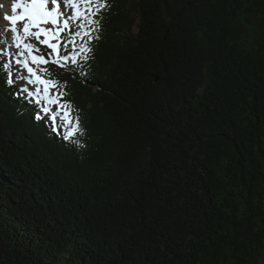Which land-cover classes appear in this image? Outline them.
Listing matches in <instances>:
<instances>
[{"label": "trees", "instance_id": "trees-1", "mask_svg": "<svg viewBox=\"0 0 264 264\" xmlns=\"http://www.w3.org/2000/svg\"><path fill=\"white\" fill-rule=\"evenodd\" d=\"M106 3L84 75L43 65L80 146L0 71V264H260L264 0Z\"/></svg>", "mask_w": 264, "mask_h": 264}, {"label": "snow or ice", "instance_id": "snow-or-ice-1", "mask_svg": "<svg viewBox=\"0 0 264 264\" xmlns=\"http://www.w3.org/2000/svg\"><path fill=\"white\" fill-rule=\"evenodd\" d=\"M108 7L106 0H14L11 15L5 12L2 17L9 25L4 32L12 34V44L18 50L14 63L19 66L13 72L12 59L0 60V71L6 73L5 84L12 87L23 80L15 95L36 106L34 119L44 120L53 133L76 146H80L78 135H83L80 119L72 115L71 104L63 100L65 93L59 91L58 82L45 78L48 70L40 65L78 68L84 75L82 61L90 59L92 41L99 39V17ZM18 22H23L22 34ZM40 45L48 50L47 58ZM0 55L13 57L12 52L5 50H0ZM53 88L57 89L55 95Z\"/></svg>", "mask_w": 264, "mask_h": 264}, {"label": "rangeland", "instance_id": "rangeland-1", "mask_svg": "<svg viewBox=\"0 0 264 264\" xmlns=\"http://www.w3.org/2000/svg\"><path fill=\"white\" fill-rule=\"evenodd\" d=\"M61 2H62V0H61ZM0 5H2V8L0 7V17H3L2 16V14H3V7H4V4L1 2V0H0ZM68 11H71V10H68ZM3 19V18H2ZM1 18H0V23H4V26L5 27H9V25H7L6 26V23H7V21H4V20H2ZM4 21V22H3ZM22 23L23 22H18V28L19 29H21V34H22ZM44 27H53V26H51V25H44ZM1 38H3L4 40H2L1 41ZM41 38H43V37H41ZM34 41L35 40H33L32 41V43H34ZM35 44V43H34ZM40 48H41V51L44 53V54H47V50L45 49V47L44 46H42V45H40ZM0 50H5V51H10V52H12V50L10 49V46H8V43H7V41L5 40V38H4V35L3 34H1L0 33ZM17 53V52H16ZM15 53V54H16ZM2 57H3V59L5 60V62H7V61H9V59H12V61H13V67H12V71L13 72H16V70L19 68V66L18 65H15V63H14V56L13 57H8V56H6V55H2ZM40 68L41 69H43V65H40ZM48 76H46L45 75V78H47ZM14 79H15V76L13 77ZM18 83H19V85L20 84H23L24 83V81L23 80H20V81H17ZM56 91H57V89H55V88H53L52 89V94L53 95H55V93H56ZM260 264H264V247L261 249V251H260Z\"/></svg>", "mask_w": 264, "mask_h": 264}, {"label": "bare ground", "instance_id": "bare-ground-1", "mask_svg": "<svg viewBox=\"0 0 264 264\" xmlns=\"http://www.w3.org/2000/svg\"><path fill=\"white\" fill-rule=\"evenodd\" d=\"M1 2L4 4L3 10H2L3 11V14L6 12L9 15H11V4L14 2V0H1ZM3 14H2V16H3ZM0 18L2 19V17H0ZM7 25H8V22L6 23V26ZM5 28H7V27L4 26V23H0V33L4 35V38L7 41L8 46H10V49L12 50L13 56L15 57V53L18 52V50L12 44V40H11L12 34L10 32H7V33L4 32V29ZM2 40H4V39L1 38V41ZM49 79H51V78H49ZM51 92H52V90H51Z\"/></svg>", "mask_w": 264, "mask_h": 264}]
</instances>
